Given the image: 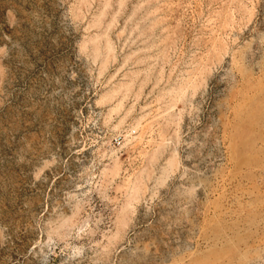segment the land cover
I'll list each match as a JSON object with an SVG mask.
<instances>
[{
	"label": "rangeland",
	"instance_id": "374dc122",
	"mask_svg": "<svg viewBox=\"0 0 264 264\" xmlns=\"http://www.w3.org/2000/svg\"><path fill=\"white\" fill-rule=\"evenodd\" d=\"M0 264H264V0H0Z\"/></svg>",
	"mask_w": 264,
	"mask_h": 264
}]
</instances>
